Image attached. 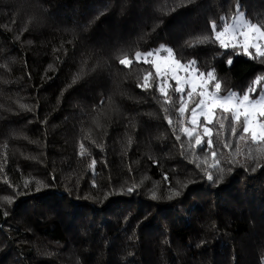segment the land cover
<instances>
[{"label":"trees","instance_id":"16d2710c","mask_svg":"<svg viewBox=\"0 0 264 264\" xmlns=\"http://www.w3.org/2000/svg\"><path fill=\"white\" fill-rule=\"evenodd\" d=\"M237 4L264 22V0H0V197H15L0 208V264H264V167L229 173L225 154L224 180L208 181L181 155L187 141L175 140L158 91L137 87L148 66L118 63L124 51L164 45L215 69L225 92L243 93L264 63L186 44L211 35L210 21L231 18ZM97 113L107 114L101 128ZM172 189L181 195L169 200Z\"/></svg>","mask_w":264,"mask_h":264},{"label":"snow or ice","instance_id":"6c2138e0","mask_svg":"<svg viewBox=\"0 0 264 264\" xmlns=\"http://www.w3.org/2000/svg\"><path fill=\"white\" fill-rule=\"evenodd\" d=\"M186 3H194L195 0H185ZM230 21V22H229ZM211 35H201L190 42L188 47H196L203 44H218L222 49L239 50L253 60L259 59L264 63V22H252L246 19L245 14L236 6L235 14L229 18L227 15L220 17V23L210 21ZM24 30H27L26 28ZM19 39V37H17ZM164 53V54H162ZM118 63L131 70L134 64L147 65L150 70L136 75L137 87L143 90L155 88L160 94L161 109L175 140L181 141L182 137L187 144L180 143L181 155L187 151L191 162L199 168L210 182L220 183L224 180L225 168L223 166L225 154L230 167L227 172L233 170L232 166L239 165L251 171L264 167V74H259L251 81L243 93L224 91L221 80L217 77L215 69L202 72L197 62L192 59L182 61L171 47L161 45L159 48L149 51H135L132 57L127 51L118 57ZM230 65L231 59L227 61ZM50 70L52 65L48 66ZM83 67L74 76L72 83H77L84 75ZM174 83V87H173ZM171 90V91H170ZM173 95L178 97L173 99ZM113 104V111H118V106ZM104 101H101L103 104ZM20 109L31 111L27 104H19ZM170 108H174L176 120L170 114ZM106 113H97L93 118L96 128H101V119ZM226 134L235 139V146ZM214 137L219 138L220 147L214 144ZM87 139L93 145L102 148L91 139L89 131ZM127 148L133 144V138L127 137ZM7 145H5L6 149ZM206 150V155L201 158L196 155V150ZM89 154L85 143H79V156ZM211 158L209 164L208 158ZM96 160L92 159L88 165L94 170ZM2 167V165H0ZM165 180L167 175L165 174ZM7 183V181H5ZM31 180H25L27 187ZM36 191L46 187L42 181H35ZM188 183H191L189 181ZM139 185H133L127 192H133ZM182 187H187V183ZM19 194V193H17ZM153 199H159L157 191L151 193ZM181 195V191L172 189L167 199L172 200ZM14 196L0 197V208L6 203H14ZM8 215L7 211L3 212Z\"/></svg>","mask_w":264,"mask_h":264},{"label":"rangeland","instance_id":"374dc122","mask_svg":"<svg viewBox=\"0 0 264 264\" xmlns=\"http://www.w3.org/2000/svg\"><path fill=\"white\" fill-rule=\"evenodd\" d=\"M241 12H243V11H241ZM244 13V12H243ZM245 14V13H244ZM245 17H246V15H245ZM246 19H248L247 17H246ZM249 20V19H248ZM162 54H164V53H162ZM236 92V91H235ZM238 93V92H237Z\"/></svg>","mask_w":264,"mask_h":264}]
</instances>
